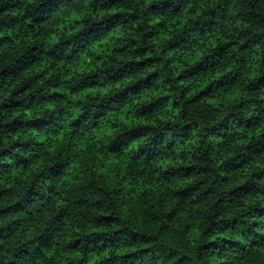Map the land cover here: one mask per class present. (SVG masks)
<instances>
[{
  "label": "clouds",
  "instance_id": "1",
  "mask_svg": "<svg viewBox=\"0 0 264 264\" xmlns=\"http://www.w3.org/2000/svg\"><path fill=\"white\" fill-rule=\"evenodd\" d=\"M153 2L162 7L176 0H127L126 10L136 12L138 19L122 30H130L134 39L150 32L149 25L157 20L148 6ZM45 3L22 0L10 15L24 19L15 31H0V36L27 35L31 27L32 35L39 32L43 39L44 26L24 14ZM217 5L215 16L203 19L231 42L219 70L233 71L235 79L212 84L210 98L192 103V89L198 92L217 76L206 73L181 85L176 80L183 70L179 64L158 65L154 88L159 91L144 95L169 99L147 117L148 127L134 143L127 142L131 133L121 127L111 139L90 140L82 150L79 141L91 136L101 111L94 105L101 100L68 103L73 99L70 90H75V99L87 95L79 91V78L53 75L59 83L53 88L43 78L35 83L48 94L66 93L64 101L14 114L0 109V125L17 116L22 121L37 116L51 120L40 132L27 126L15 133L0 127V191L11 189L0 198V209L18 201L22 209L0 214V264H95L96 258L108 256L109 264H264V150L252 155L248 147H264V84L254 90L249 68L264 54V0H212L204 7ZM5 20L0 14V22ZM189 36L199 39L195 32ZM72 43H62L54 52L45 46V62L55 70L56 56L67 57ZM153 43L145 40L144 46ZM154 54L160 55L159 50ZM255 75L264 76V64ZM140 103L138 99L131 107ZM61 128L62 141L53 135ZM234 157L248 159L247 167L232 171ZM248 181L257 190L233 191ZM132 252L136 254L124 255Z\"/></svg>",
  "mask_w": 264,
  "mask_h": 264
},
{
  "label": "trees",
  "instance_id": "2",
  "mask_svg": "<svg viewBox=\"0 0 264 264\" xmlns=\"http://www.w3.org/2000/svg\"><path fill=\"white\" fill-rule=\"evenodd\" d=\"M211 2L212 0H176L175 3H164L162 7L156 2L149 4L157 20L155 24L149 25L152 30L143 33L139 39L132 38L130 30L127 33L122 30L125 25L135 23L138 19L136 12L126 10L130 7L127 0H47V3L39 5L33 13L25 11V17L33 15L32 22L44 26V37L39 39V32L35 36L32 35L31 27L27 35L21 33L16 37L0 36V100L3 101L0 103V109L14 114L21 108L40 107L64 101L67 99L66 93L53 91L48 94L45 93L44 87H35V83L43 78L46 86L53 88L59 86L58 82L52 80L53 75L68 76L73 80L79 78V91L87 95L75 99V90H70L73 99L68 103L83 104L89 97L101 100L100 104L94 105L101 111L97 122L92 126L91 136H85L79 141L82 150L88 146L90 140L99 143L104 139H111L121 127L127 128L131 133L127 142L134 143L140 138V130L148 127L147 117L161 107V102L169 99L166 95H144L149 91H159L154 88L155 80L159 79V73L155 70L158 65L166 67L172 63L179 64L183 70L176 76V80L181 85L185 80H196L206 73L217 76L211 83L204 82L198 92L195 88L192 89V103L201 98H210L212 84L221 85L226 77L235 79L233 71L226 69L224 74H220L219 65L228 54L231 42L224 39L222 34H215L213 24L203 19L206 15L215 16L219 8V5L212 9L204 7ZM21 6L22 0H16L15 3L0 0V14L6 17L4 22H0V31L16 30V25L24 17L10 14ZM160 17L165 19L161 20ZM189 24L192 28H188ZM192 32L199 36L198 40L191 39L189 33ZM145 40L154 43L145 47ZM70 41H75L71 44V53L67 57L62 54L56 56V68L53 70L43 58L45 46L54 52L62 47V43L67 45ZM137 44H140V47H135ZM157 50L160 55L154 54ZM49 55L51 56L52 52ZM116 64L120 67H116ZM185 64L189 66L184 68ZM262 64L264 54H261L255 64L249 66L252 78L257 84V89L254 90L264 84V76L255 75L260 71ZM138 99L142 103L132 108ZM105 100L109 103H104ZM78 120L77 116L72 120V125H76ZM50 123L51 120H46L44 116H37L29 121H22L17 116L10 123L0 127L13 133L25 126L40 132ZM261 134L264 135V132ZM53 135L62 141L63 129L54 131ZM55 147L56 144L53 143L52 148ZM248 147L253 149L252 155L264 150V147H254L251 144ZM7 153L8 150L5 149L4 155ZM248 163V159L234 157L230 167L232 171H241ZM20 166L17 164V167ZM253 176L257 180L261 178L258 173H253ZM254 190H257V185L248 181L233 191L247 193ZM10 192L11 189L0 191V198ZM18 206L19 201L8 208L0 209V214L7 215L22 210ZM135 254L124 253L125 256ZM111 259V256L96 258L95 264H109Z\"/></svg>",
  "mask_w": 264,
  "mask_h": 264
}]
</instances>
